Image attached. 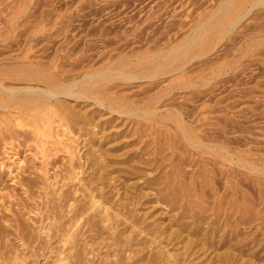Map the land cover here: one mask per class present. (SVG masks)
Returning <instances> with one entry per match:
<instances>
[{"label": "bare ground", "instance_id": "bare-ground-1", "mask_svg": "<svg viewBox=\"0 0 264 264\" xmlns=\"http://www.w3.org/2000/svg\"><path fill=\"white\" fill-rule=\"evenodd\" d=\"M30 1L0 0V15L6 11L5 16H2L3 18L8 17L6 25L4 27L0 26V41H6V46L9 50L13 46L12 42L19 35L23 36L22 39L20 38L24 42L22 50L28 52L31 49L29 42L37 37L35 33L32 34L33 29L31 30L30 27L36 28L40 24L42 25V22L46 21L49 15V11L46 12L44 10L35 15V9L31 10L29 8L33 6L34 2L30 3ZM230 1L232 0H221L214 10L206 14V18L198 24L188 38L184 41L182 39L183 42L178 46L161 51L163 53L162 56L154 55V53L153 56L135 54L127 58H121L124 61L120 63L111 61L95 73L79 74L84 78L91 79L86 86H77L81 81L80 79L65 84V80L68 78L66 79L62 71L51 73L52 76L44 75L43 72L46 70L41 68L43 66L41 61L19 68L23 72L22 76L18 78L20 81L31 82L40 80L42 86L30 84L21 87L6 86L0 80V108L6 109L12 116L10 118L11 123L7 121L4 123V127L1 128L0 135H3L1 139H4L6 135L4 132H9V136H16L17 134L20 135L18 130L21 129H24V131L29 130V133L35 135L40 134L39 129L43 124L47 125V122L50 121L49 113L52 112L60 119H68L71 123L72 121L76 124L81 122L84 125L94 121L93 113L89 114L86 111L85 113L74 114L75 112H72L71 109L62 107L58 99L64 96L92 100L100 107L105 108L106 106L110 112H115L119 115L130 116L141 112L147 116L150 115L151 118L157 114V110L153 109L150 112L142 109V106L154 103L163 95H169L166 100L170 98L173 100L172 97L175 91L184 89L190 91L191 95L180 96L183 103H185V100L195 99V101H198L204 99V89L202 87L204 80L208 79H205V75L202 74L204 71L202 68L204 65V60L202 59L204 52H202L201 48L196 49L195 47L208 30V24L214 23V25H218L222 18V14L218 17L220 8L224 3ZM253 5L256 6L255 3ZM252 7H246L243 11L241 10L242 8H239V16L234 22L242 19ZM15 17H17L16 20L14 19ZM32 17L34 18L32 19ZM49 17V20L52 21L51 16ZM20 19H23L20 25L21 28L15 32L16 28H18L16 23ZM49 20L47 19V21ZM56 22L58 23L59 21ZM60 26L58 25L59 28ZM135 34L137 35V33ZM22 41L20 44H22ZM27 43L28 46H26ZM13 49L15 50V48ZM42 59L44 58L42 57ZM132 59L136 61L134 63L126 61H132ZM48 60H43L46 61L45 65ZM192 60H197L196 63H199L197 80L193 81L196 78L194 76V78L188 77L175 85H167L161 88L164 93L156 91L154 94H148V92H151L150 88H142L119 96L116 95V91L119 89H114L121 85L113 84L108 86L100 94L101 96L88 95L95 91L97 85L113 80L131 83L146 80L151 83L159 77L174 75L184 71L185 68L188 69V65L190 66ZM126 64L131 66L127 68ZM61 68H57V71ZM101 81L105 82L102 83ZM128 98H135L134 100L139 102V104L131 105L134 100H129ZM164 102L163 100L162 110H168L169 112L166 113V116L177 122L178 135H181V142L188 147L197 148L199 152H204V155L205 153L207 155L210 154L211 157H208V161L204 159L203 164L199 163L197 159L190 160L193 161L197 168L189 174L188 181H185V175L181 173L178 167L179 164L187 159L185 155L181 154L177 155L178 163H172V155L169 158L159 155L161 164L166 160L170 170L162 171L164 174L162 176H158L159 174L155 173L152 174L153 170L155 171L160 166L158 159H156V155L160 153L157 141H155L157 146L152 152L146 151V153L151 154V157H149L150 154L146 157L144 155L145 152L142 154L143 157L138 156L139 152L134 153L126 150L120 154H115L116 158H111L110 156L113 155L111 153L126 148V145L121 144L118 147L105 149H101L100 145L99 149H96L99 150V154L96 156L98 159L97 168L87 172V176L81 175L83 163L75 165L71 161L67 175L63 174L58 181L56 179L58 176H53L51 180L56 182L52 183L58 184V182L66 180L75 181L77 184L81 183V187H84L82 189L83 192H87V195L84 194V196H87L88 199L85 202L77 201L63 194L60 190L59 192L54 191L51 206L46 203L43 209L38 206L28 211V213L33 212L38 217L44 215L43 220H40V226L35 230L36 234H33L34 228L30 230L26 225L14 224L15 235L20 242L19 247L30 250L31 254L27 256L31 257L29 259L30 264H201V260L197 261L198 263L193 260V255L198 250L205 249L211 252L221 247L224 248L223 252L215 254L217 264H235L236 257L241 256L245 251H249L245 253L251 257H258L259 246H264V200H262V196H264V177L260 180L257 176L255 181L253 180L252 182L251 178L253 176L251 177V173L264 175V162L260 166H258L259 162L255 163L254 160L256 159L254 158L253 160V157L248 155L251 148H247L243 152L247 154H240V150L237 149L240 145L241 147L243 145L238 141H232V139L211 141L215 142L213 145L202 142L205 134L204 128H202L204 126V116L198 117L204 114V105L198 107L197 111V107L193 105L196 108L194 110L193 108L183 107L181 105L182 102L173 104V101H169L173 106L171 104L167 106ZM191 102L193 103V101ZM53 107L59 109L63 115L57 114ZM159 110L161 109L159 108ZM194 122H198L196 123L198 126L192 125ZM65 126L66 129L69 128V126ZM215 132L224 134L223 129H218ZM58 139L54 137L55 142ZM69 140L70 144L64 142H61V144L64 143L62 148L70 154L69 157L72 160L75 146L71 143H74L75 140L70 138ZM58 142L57 144H60ZM258 143L260 142L258 141ZM42 147L44 146L42 145ZM42 147H40L41 151L39 152H42ZM174 147L175 145L172 144L171 150ZM172 152L173 154L175 153L173 150ZM18 153L9 150L5 153L6 160L9 161L8 165L3 164V161L0 162V165L10 169V171L13 169L21 170L24 159L21 156L19 157ZM40 155L42 159L45 157L44 152ZM257 160L262 161L261 158ZM200 161L203 162V160ZM11 163L13 167H10ZM218 163L221 166H216ZM85 172L86 170L83 174ZM44 176V181L46 182L48 177L46 174ZM134 179L138 181L136 182ZM221 180H223V185L220 188L218 184ZM45 184L47 186L53 185L50 182ZM21 185L27 194V187L30 189V185L28 182H23ZM240 185L253 188L252 190L255 188L257 190L256 193L258 192L256 199L258 202H255L253 197L244 195L242 190H240ZM144 188L152 190L143 192ZM119 190L122 191L120 192ZM248 197L253 198L254 202L250 201ZM147 203L163 205L164 213L168 220L166 224L164 223L165 225L158 222L160 219L155 217L152 211H144L147 208L144 207ZM140 210L143 212H140ZM27 219L31 220L29 216ZM45 221L46 224L44 223ZM14 222L17 223V220L15 219ZM125 232H128V234L122 236ZM2 242L1 240L0 264H8L10 260L5 258L6 247ZM163 242H165V245ZM176 243H182V251L176 254L170 253V247L167 248V246L171 244L172 247ZM259 249L261 250V248ZM21 252L20 254L17 252L13 253L12 258L16 261L14 263L29 264L26 261L27 257ZM41 261L43 262L41 263ZM242 264L247 263L244 261Z\"/></svg>", "mask_w": 264, "mask_h": 264}, {"label": "rangeland", "instance_id": "rangeland-1", "mask_svg": "<svg viewBox=\"0 0 264 264\" xmlns=\"http://www.w3.org/2000/svg\"><path fill=\"white\" fill-rule=\"evenodd\" d=\"M220 1L31 0L30 3L34 2V4L29 8L31 10L35 9V15L41 10L49 11L48 17L51 16L52 21L49 20L50 17H47L51 22L46 19L47 22L43 21L42 25L40 24L36 28L29 26L31 30L33 29L32 34L35 33L37 37L31 40V43L29 42L31 49L28 52L22 50L24 42L20 38L22 39L23 36L17 35L16 40L12 42L11 50L6 46V41H0V80L6 86L21 87L28 84L42 86L40 80L28 82L18 79L23 73L19 68L41 61L43 63L41 68L46 70L43 72L44 75L52 76L53 73L62 71L66 79L68 78L65 80V84L80 79L81 81L77 86H86L91 79L89 80L81 75L95 73L111 61L120 63L124 61L121 58H127L135 54L153 56L154 53V55L162 56L163 53L161 51L180 45L198 24L206 18V14L214 10ZM254 3L256 6L253 5ZM250 6H253L251 10L242 19L234 22L239 16L240 9L242 8L241 10L243 11V9ZM220 9L218 17L222 14L221 21L218 25H214V23L208 24V30L195 47L196 49L201 48L202 52H204L202 58L204 60V65L202 66L204 71L202 74L205 75V79L208 78L204 80L202 87L204 89V99H201L202 101L193 99L190 101L185 100V103H183L180 96H188L191 92L184 89L177 90L172 97L173 100L171 98V100H166L169 95H163L154 103L142 106V109L150 112L153 109L157 110V114L152 118L149 115V118V116L141 112L130 116L119 115L115 112H110L106 106L105 108L100 107L92 100L64 96L58 99L62 107L71 109L72 112H75L74 114L85 113L86 111L89 114L93 113L95 117L94 121H92L93 123L84 125L81 122L80 124H76L73 121L71 123L68 119H60L52 112L49 113L50 121L47 122V125H41L40 134L29 133V130H25V133L24 129H21L18 130L20 135L9 136V132H4L6 134L4 139H1L3 135H0V162L3 161V164L8 165L9 161L6 160L5 153L9 150L19 152L18 156L24 159L21 170L13 169L10 171V169L0 165V242L2 240L6 247L4 255L5 258L10 260L8 264H16L14 263L16 261L12 258L15 252L20 254L21 250L24 249L21 253L26 257L31 254L28 248L19 247L20 242L16 238L14 224L26 225L30 230L34 228L33 234H36L35 230L40 226V220H43L44 215L42 217L39 216V218L33 212L28 213V211L38 206L43 209L46 203L51 206L54 191L59 192V190L71 199L81 200L82 202L87 201L88 197L84 196L87 192H83L82 189L84 187H81V183L77 184L75 181L66 180L53 184L52 182L56 181L51 179L57 175L56 179L58 181L63 174L67 175L71 161L75 165L83 163V169L81 170L83 172L86 170V172L84 174L81 172L82 176H87V172L96 170L98 165L96 156L99 154V150L96 149H99L100 145L101 149L118 147L121 144L126 145V148L111 153L113 154L110 156L111 158H116L115 154H120L126 150L134 153L139 152L138 156H143L142 154L145 152L144 155L148 157L147 155L150 153H146V151L152 152L157 146L155 145V141H157L160 153L156 155V159L160 162H158L160 166L156 169L157 171L153 170L152 174L155 173L159 174L158 176H162L164 175L162 171L170 170L166 160L161 164L159 155L165 158H169L172 155V163H178L177 155L181 154L187 158L178 165L181 173L185 175V181L189 180V174L197 168L193 161L190 160L197 159L199 163L204 164V159L207 160L208 157H211L210 154L207 155L205 153L204 155V152H199L197 148L188 147L181 142V135H178L177 122L166 116V113L169 112L168 110H162L163 100L167 106L182 102L181 105L183 107L193 108L194 110L196 108L193 106H195L197 111L198 107L204 105V114L198 117L204 116V126L202 128H204L205 134L202 142L213 145L215 142L211 141L232 139V141H238L244 146L241 147L240 145L241 148L237 149L240 150V154L247 148H251L248 155H251L250 157H253V160L254 158L256 159L254 160L255 163L259 162L258 166H260L264 162V0H232L224 3ZM5 14L6 11L0 15L1 27L6 25V19H8V17L3 18ZM14 19L16 20L17 17ZM22 20L17 21L18 28H16L15 32L21 28ZM53 21L59 22L54 23ZM232 22L234 23L232 24ZM58 25H61L60 28ZM21 41L22 44H20ZM26 46H28V43ZM1 52L3 53L1 54ZM1 58L3 59L1 60ZM45 59H49L46 65V61H43ZM126 61L134 63L136 60ZM196 62L197 60L191 61V69L188 65V69L185 68L184 71L174 75H166L167 78L165 76L159 77L151 83L146 80L134 83L122 80L101 81L105 83L97 85L95 91L88 95H100L108 86L113 84L121 85L118 86L119 88L114 89H119L117 90L118 92L116 91V95L119 96L142 88H150L151 92H148V94H154L156 91L164 93L161 88L167 85H175L188 77L194 78L196 76L193 81L197 80L199 63ZM126 65L127 68L131 66L129 64ZM59 67L63 68L57 71ZM70 69L71 71H69ZM181 74L185 75L182 76ZM128 99L134 100L135 98ZM135 101H132L131 105L139 104V102ZM169 101L174 103L172 104ZM10 110L12 111V109ZM53 110H56L57 114L63 115L59 109L54 108ZM10 116L6 109L0 108V131L4 127V123L7 121L11 123L10 118L12 116ZM196 123L198 122H194L192 125L198 126ZM65 125L69 126V128L66 129ZM218 129H223L224 134L215 132ZM54 137L55 139L59 138L60 144H57L58 140L54 141ZM69 138L75 140L74 143H71L75 146L72 160H70V154L62 148L64 143L70 144ZM61 142L64 143L61 144ZM172 144L175 145L172 150L176 155L173 152L171 153L170 147H172ZM40 147H42V152L45 153L43 159L40 155L42 152H39L41 151ZM245 154L243 153L242 155ZM149 157H151V154ZM260 158L262 161L257 160ZM200 160H203V162ZM186 164L189 165L187 166ZM216 166L221 165L218 163ZM10 167H13L12 163ZM44 174L48 177L46 182L44 181ZM257 176L260 180L264 177L262 174L251 173V181H255ZM135 180L136 182L138 181L137 179ZM23 182H28L30 185V189L27 187V194L21 185ZM44 182H50L53 185L47 186ZM222 182L223 180L219 182L218 187L220 186L221 188ZM239 187L244 195L253 197L255 202L257 201L258 192L256 193L257 190L255 188L252 190L253 188L243 185ZM143 190V192H150L152 189L144 188ZM119 191L121 192L122 190ZM249 197L248 199L254 202L253 198ZM262 200H264V196H262ZM144 207H147L145 210L143 209L144 211H152L154 216L160 219L158 220V222H161L160 224L165 225L168 222L163 205L147 203ZM140 212L143 211L140 210ZM28 216L32 221L27 219ZM15 219L17 223L14 222ZM44 223L46 224V221ZM126 234L128 232L123 233L122 236ZM163 243L165 245V242ZM181 245L182 243H176L171 247L170 244L167 248L170 247L169 252L176 254L182 251ZM259 248L258 257H251L247 255L249 251H245L247 253L244 252L241 256L236 257L235 264H242L244 261L247 264H264V249H262L264 246H259ZM223 250V247L211 252L205 249L198 250L193 255V260L196 263L201 260V264H217L215 254L221 253ZM29 259L31 257H27L26 261L30 264Z\"/></svg>", "mask_w": 264, "mask_h": 264}]
</instances>
